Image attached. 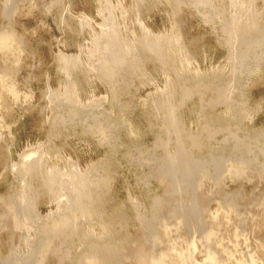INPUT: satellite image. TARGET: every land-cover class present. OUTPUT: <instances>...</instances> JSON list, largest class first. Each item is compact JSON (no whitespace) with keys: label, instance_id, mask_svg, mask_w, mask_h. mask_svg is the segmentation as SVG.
Wrapping results in <instances>:
<instances>
[{"label":"rangeland","instance_id":"374dc122","mask_svg":"<svg viewBox=\"0 0 264 264\" xmlns=\"http://www.w3.org/2000/svg\"><path fill=\"white\" fill-rule=\"evenodd\" d=\"M0 264H264V0H0Z\"/></svg>","mask_w":264,"mask_h":264}]
</instances>
